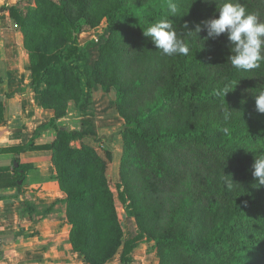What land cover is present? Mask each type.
Returning a JSON list of instances; mask_svg holds the SVG:
<instances>
[{
    "label": "trees",
    "instance_id": "16d2710c",
    "mask_svg": "<svg viewBox=\"0 0 264 264\" xmlns=\"http://www.w3.org/2000/svg\"><path fill=\"white\" fill-rule=\"evenodd\" d=\"M171 2L176 16L170 0H30L24 11L0 6L23 34L29 87L53 112L36 135L54 127L57 136L35 149L50 152L67 196L70 243L85 262L118 257L132 264L133 252L153 242L159 264H264V186L258 188L251 171L264 155V114L255 103L264 90V62L251 71L233 68L225 35L195 33L196 25L218 17L216 3ZM239 2L264 22V0ZM162 18L172 21L188 55H162L144 36ZM97 27L94 38L79 43L80 33ZM99 91L114 95L107 111L95 106ZM71 101L82 117L80 130L55 123ZM108 114L123 123L104 137L95 117ZM115 136L122 141L118 198L137 221L131 237L107 174L113 152L100 146L102 155L87 143Z\"/></svg>",
    "mask_w": 264,
    "mask_h": 264
},
{
    "label": "crops",
    "instance_id": "0c3cea01",
    "mask_svg": "<svg viewBox=\"0 0 264 264\" xmlns=\"http://www.w3.org/2000/svg\"><path fill=\"white\" fill-rule=\"evenodd\" d=\"M26 1L0 0V6L17 5L22 11ZM15 24L8 11H0V264H89L72 249L67 196L56 180L50 152L35 149L51 143L57 132L50 127L36 135L37 128L49 122L53 112L41 107L38 95L29 87V55ZM91 31L98 29L82 33ZM55 123L71 130L82 128L75 102L69 103L66 115ZM95 123L98 133H103L119 128L123 119L118 114L99 115ZM19 146H26L25 150L18 154L5 151ZM20 166L15 172L13 168ZM152 245L142 243L133 252V264H138L142 255H157ZM115 262L119 264L118 257L106 264Z\"/></svg>",
    "mask_w": 264,
    "mask_h": 264
},
{
    "label": "clouds",
    "instance_id": "9594fccd",
    "mask_svg": "<svg viewBox=\"0 0 264 264\" xmlns=\"http://www.w3.org/2000/svg\"><path fill=\"white\" fill-rule=\"evenodd\" d=\"M203 2L216 3L218 17L214 14L212 18L196 25L195 33L198 34L206 29V39H216L225 35L231 51L228 62L233 68L242 71L259 68L264 62V22H260L255 14L248 12L239 0H224L221 4H218L217 0H203ZM168 11L171 16H176L177 4L170 0ZM143 30L144 36L151 39L162 55H188L189 47L178 38L170 19L162 18ZM228 92L226 88L222 95L225 97ZM255 103L257 113L264 114V90L255 96ZM230 110L229 108L225 113V119L230 117ZM223 131L227 133L228 129L225 128ZM251 171L258 188L264 186V155L255 157Z\"/></svg>",
    "mask_w": 264,
    "mask_h": 264
},
{
    "label": "rangeland",
    "instance_id": "374dc122",
    "mask_svg": "<svg viewBox=\"0 0 264 264\" xmlns=\"http://www.w3.org/2000/svg\"><path fill=\"white\" fill-rule=\"evenodd\" d=\"M30 0H27L25 5L23 6V8L25 6H27L29 4ZM24 11V10H23ZM98 32L101 30V27H97ZM97 32L95 31H91L90 33H81L79 34V41L81 42V44L86 43L87 41H89L92 36H96ZM101 91L97 92V107L100 109L101 111H107V104H108V100L109 98L113 97L114 95H102L101 96ZM115 129H109V131L107 132H103L102 134H104L103 136H109L111 134L112 131H114ZM101 134V133H100ZM87 143L95 146L98 148V151L100 152V154H103V151L101 149L100 146H104L109 148L112 152H113V160L111 163H109L108 165V169H107V174H108V178L111 184V187L113 188V190L115 191L116 194V206H117V210H118V214L119 217L122 221L123 224V228H124V232L125 235L127 237H131L133 234H135L138 231L137 228V221L136 218L133 214H130L132 211L131 209L129 210L127 208V203H122L119 198H118V191L116 190V184L119 180L120 177V173H119V168H120V159H121V155H122V141L121 138L119 136H115L114 139L112 141H104L102 145L98 144V143H94L91 140H87ZM80 144V143H78ZM147 250V249H146ZM153 250V249H152ZM149 253H151V250H147ZM143 258L139 260L138 264H159L158 261V257L157 255H151L148 254L147 256L142 255ZM157 262V263H156ZM113 264H117L116 262ZM120 264V262H119ZM133 264V262H132Z\"/></svg>",
    "mask_w": 264,
    "mask_h": 264
},
{
    "label": "built area",
    "instance_id": "2783aa9c",
    "mask_svg": "<svg viewBox=\"0 0 264 264\" xmlns=\"http://www.w3.org/2000/svg\"><path fill=\"white\" fill-rule=\"evenodd\" d=\"M15 27H18V25H17V24H15Z\"/></svg>",
    "mask_w": 264,
    "mask_h": 264
},
{
    "label": "water",
    "instance_id": "95a60500",
    "mask_svg": "<svg viewBox=\"0 0 264 264\" xmlns=\"http://www.w3.org/2000/svg\"><path fill=\"white\" fill-rule=\"evenodd\" d=\"M16 165H17V163H16Z\"/></svg>",
    "mask_w": 264,
    "mask_h": 264
}]
</instances>
